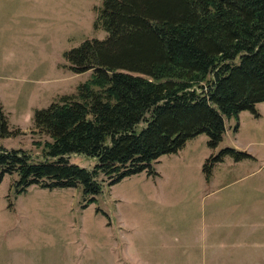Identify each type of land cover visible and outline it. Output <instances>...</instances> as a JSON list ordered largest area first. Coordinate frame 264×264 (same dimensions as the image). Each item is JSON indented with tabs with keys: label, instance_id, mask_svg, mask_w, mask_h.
I'll return each mask as SVG.
<instances>
[{
	"label": "rangeland",
	"instance_id": "rangeland-1",
	"mask_svg": "<svg viewBox=\"0 0 264 264\" xmlns=\"http://www.w3.org/2000/svg\"><path fill=\"white\" fill-rule=\"evenodd\" d=\"M104 0H0V105L11 137L0 148L44 161L34 113L76 94L91 72L71 71L65 55L88 40H104L94 27ZM259 116L243 111L225 121L216 149L205 134L143 172L102 186L95 201L83 187L17 194L18 177L0 183V264H264V102ZM139 125L138 130L144 128ZM225 148L232 157L204 166ZM92 171L98 159L71 155Z\"/></svg>",
	"mask_w": 264,
	"mask_h": 264
},
{
	"label": "trees",
	"instance_id": "trees-1",
	"mask_svg": "<svg viewBox=\"0 0 264 264\" xmlns=\"http://www.w3.org/2000/svg\"><path fill=\"white\" fill-rule=\"evenodd\" d=\"M94 27L107 33L67 52L76 74L91 72L76 94L34 113L44 161L0 148V183L18 177L17 194L83 187L95 201L102 186L148 172L152 163L207 135L216 149L225 121L264 102V0H104ZM144 124L142 130L139 125ZM0 105V138L11 137ZM71 155L98 159L87 170ZM254 159L225 148L204 166Z\"/></svg>",
	"mask_w": 264,
	"mask_h": 264
}]
</instances>
